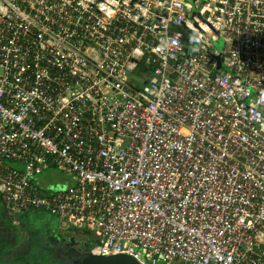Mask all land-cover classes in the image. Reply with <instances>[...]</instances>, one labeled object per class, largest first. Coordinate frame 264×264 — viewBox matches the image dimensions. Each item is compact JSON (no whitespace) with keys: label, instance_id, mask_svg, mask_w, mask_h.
<instances>
[{"label":"built area","instance_id":"built-area-1","mask_svg":"<svg viewBox=\"0 0 264 264\" xmlns=\"http://www.w3.org/2000/svg\"><path fill=\"white\" fill-rule=\"evenodd\" d=\"M0 194L93 253L264 264V0H0Z\"/></svg>","mask_w":264,"mask_h":264},{"label":"crops","instance_id":"crops-1","mask_svg":"<svg viewBox=\"0 0 264 264\" xmlns=\"http://www.w3.org/2000/svg\"><path fill=\"white\" fill-rule=\"evenodd\" d=\"M54 172L55 169L51 168ZM60 170V169H59ZM71 174L61 178L60 180L48 179L38 175L34 179L35 185L43 190H51L54 188H65L74 184ZM46 212L36 210L27 213H17L6 207L0 194V264H31L32 260L37 259V253L49 244V239H54L58 232H65L70 229L66 223L59 222L57 224L49 223L50 228L46 229L47 238L44 232H39L33 221L38 214ZM50 216V213L46 212ZM57 221L59 220L56 217ZM55 235V236H54Z\"/></svg>","mask_w":264,"mask_h":264},{"label":"flooded vegetation","instance_id":"flooded-vegetation-1","mask_svg":"<svg viewBox=\"0 0 264 264\" xmlns=\"http://www.w3.org/2000/svg\"><path fill=\"white\" fill-rule=\"evenodd\" d=\"M66 236L67 240L64 242L65 244L63 246V250H61L60 247L59 249H55L51 246V243L46 244L44 246V249L40 250L41 252L37 253V259L32 260L31 264H80V259L78 257H73L70 260L68 258H65L64 261L65 251L74 246L80 249L82 252H86L88 249H90L93 234L87 233V231H84L82 233L75 231L74 235L66 232ZM67 241L68 243H66ZM58 250H60L61 252L55 253ZM51 257L53 258L49 260Z\"/></svg>","mask_w":264,"mask_h":264},{"label":"rangeland","instance_id":"rangeland-1","mask_svg":"<svg viewBox=\"0 0 264 264\" xmlns=\"http://www.w3.org/2000/svg\"><path fill=\"white\" fill-rule=\"evenodd\" d=\"M217 44V43H216ZM218 46H219V48H222V41H219L218 42ZM40 175H42V177H47L48 179H53V180H60L61 178H64L65 176H68V173L67 172H65V171H62V170H59V169H55L54 170V172H53V170L52 169H49V170H46V171H44L42 174H40ZM72 177V176H71ZM39 216H41V217H37V219H35L34 221H33V224H35L36 225V227H37V230L39 231V232H44V237L45 238H47V235H46V229H48V228H50L49 227V225H46L47 224V222L46 221H48L49 223L51 222V223H53V224H57L58 225V223L60 222V220H58L57 221V219H56V217L55 216H50L49 215V217H48V214L46 213V212H41V213H39L38 214ZM50 223V224H51ZM75 231H78L79 233H82V232H84V231H87V233H91V231L90 230H88V229H86V228H75V227H71L70 229H66V231L65 232H58L57 233V236H55V238L54 239H50V238H48L49 239V243H51V246L52 247H54L55 249H59V247L61 248V250H63V246H64V242L67 240L66 238H67V236H66V232L67 233H70L71 235H74V232ZM92 234V233H91ZM66 243H68V241L66 242ZM58 245V246H57ZM77 248V247H76ZM51 251V250H50ZM46 252V251H45ZM61 251L60 250H58V251H56L55 253H60ZM62 255V254H61ZM48 257V256H47ZM58 257V256H57ZM75 257V256H74ZM53 257H51L49 260H51ZM65 258H68L69 260L71 259V258H69V256L68 255H64V261H65ZM73 258V257H72ZM75 258H77V257H75ZM67 259V260H68Z\"/></svg>","mask_w":264,"mask_h":264},{"label":"water","instance_id":"water-1","mask_svg":"<svg viewBox=\"0 0 264 264\" xmlns=\"http://www.w3.org/2000/svg\"><path fill=\"white\" fill-rule=\"evenodd\" d=\"M65 254L72 257H78L80 259V264H143L133 256L129 254L119 253V254H98L93 253L91 250L82 252L76 247H71L65 251Z\"/></svg>","mask_w":264,"mask_h":264},{"label":"trees","instance_id":"trees-1","mask_svg":"<svg viewBox=\"0 0 264 264\" xmlns=\"http://www.w3.org/2000/svg\"><path fill=\"white\" fill-rule=\"evenodd\" d=\"M90 233V232H89ZM92 233V232H91ZM93 234V238H92V243H91V246H90V249L89 250H91L92 249V247L97 243V239H96V236L94 235V233H92Z\"/></svg>","mask_w":264,"mask_h":264}]
</instances>
